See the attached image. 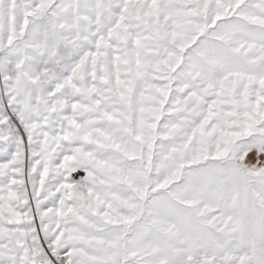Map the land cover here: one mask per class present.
Instances as JSON below:
<instances>
[{
  "label": "snow or ice",
  "instance_id": "6c2138e0",
  "mask_svg": "<svg viewBox=\"0 0 264 264\" xmlns=\"http://www.w3.org/2000/svg\"><path fill=\"white\" fill-rule=\"evenodd\" d=\"M0 264H264V0H0Z\"/></svg>",
  "mask_w": 264,
  "mask_h": 264
}]
</instances>
